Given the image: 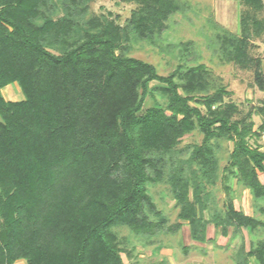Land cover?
<instances>
[{"label":"trees","instance_id":"1","mask_svg":"<svg viewBox=\"0 0 264 264\" xmlns=\"http://www.w3.org/2000/svg\"><path fill=\"white\" fill-rule=\"evenodd\" d=\"M88 1L63 0L66 14L53 19L43 10L54 7L49 0H0V264H125L115 231L121 225L153 237L188 221L201 243L210 225L225 237L230 228H264L236 207L227 183L236 178L264 200V122L257 130L253 120L264 107L237 117L239 105L226 102L231 92L214 85L205 64L162 75L125 51L132 39L154 41L188 1L119 0L137 4L125 26L102 15L81 33L75 12ZM243 3L240 33L215 21V38L228 61L255 67L264 90L262 59L250 53L264 34V1ZM153 81L167 104L144 109ZM15 82L24 99L8 100L2 90ZM197 128L202 142L180 158L181 139ZM220 139L234 144L222 176L224 210L212 207L208 188L219 178ZM168 164L178 220L165 228V218L152 220L147 211L156 209L148 186L164 180ZM252 258L264 264V238L236 252L237 264Z\"/></svg>","mask_w":264,"mask_h":264},{"label":"rangeland","instance_id":"2","mask_svg":"<svg viewBox=\"0 0 264 264\" xmlns=\"http://www.w3.org/2000/svg\"><path fill=\"white\" fill-rule=\"evenodd\" d=\"M186 1L190 4L189 9L171 16L166 22L165 30L154 39L155 42L150 39H132L125 44L126 53L152 63L162 75H169L178 68L183 72L190 66L205 64L212 73L214 85L222 84L231 92L226 97V102H236L239 105L240 115L237 117L246 115L250 110L257 111L258 108L264 107V90H261L256 83L255 67L243 69L234 62L228 61L222 56L215 38L218 31L214 26L215 21L234 33H240L241 15L247 8L243 0ZM49 2L54 7L43 9L49 17L58 19L66 14L63 0H49ZM85 5H87L86 12L81 13L80 9ZM85 5L77 7L75 12L81 33L91 18L102 15H107L118 24L125 26L132 10L137 8L135 2L119 0H91ZM189 41H193L194 45L186 48L185 44ZM250 53L262 59L264 72V34L254 38ZM150 88L153 95L147 97L144 109L155 106L156 103L166 106L167 98L163 95L162 84L153 81ZM180 91L182 92L181 89ZM2 92L8 100L24 99L17 82L4 87ZM195 105L201 106L197 103ZM253 120L255 129L258 130L264 122V115L256 112L253 114ZM202 139L203 133L199 128L185 135L178 146L181 150L180 158H188L193 146L200 144ZM251 142L253 143L254 139ZM258 143L264 145V134L258 139ZM214 145L220 161L219 178L208 188L213 192L212 207L224 210L227 194L222 176L225 173L224 169L229 166L234 144L227 139H220L215 141ZM169 169L170 165L163 181L148 186L156 209L147 208V211L152 220L165 218V228L178 220V208L167 180ZM260 177L264 181L262 173ZM227 183L233 188L232 195L237 208L264 220V212L260 209L264 208V200L255 201L252 193L236 178H231ZM209 214L207 211V218ZM208 230L212 238L201 243L192 238L190 226L186 222L174 233L160 231L153 237L137 235L125 225L115 227L123 248L122 256L125 264H237L236 252L242 243L245 244L246 249H249L252 243L264 238V228L256 231L249 229L234 231L230 228L226 237L212 225ZM25 263L24 260H19L15 264ZM251 264L258 263L252 258Z\"/></svg>","mask_w":264,"mask_h":264},{"label":"crops","instance_id":"3","mask_svg":"<svg viewBox=\"0 0 264 264\" xmlns=\"http://www.w3.org/2000/svg\"><path fill=\"white\" fill-rule=\"evenodd\" d=\"M237 207V206H236ZM240 209V208H239ZM181 223H182V226H183V224H184V222H186V223H188V221H180ZM189 224V223H188ZM190 226V225H189ZM213 226V225H212ZM214 227V226H213ZM215 228V227H214ZM208 229H209V227H208ZM216 229V228H215ZM234 229V228H233ZM240 231V230H239ZM207 235H208V239H211L212 237L209 235V230H208V233H207Z\"/></svg>","mask_w":264,"mask_h":264}]
</instances>
